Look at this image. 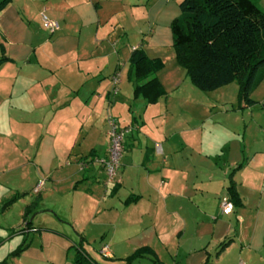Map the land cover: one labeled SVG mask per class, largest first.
Segmentation results:
<instances>
[{
  "label": "crops",
  "instance_id": "crops-1",
  "mask_svg": "<svg viewBox=\"0 0 264 264\" xmlns=\"http://www.w3.org/2000/svg\"><path fill=\"white\" fill-rule=\"evenodd\" d=\"M181 2L12 0L0 12V262L25 243L10 264H73L80 247L99 264L140 250L130 264H264V81L251 106L237 82L195 87L173 46ZM137 48L164 63L154 104L134 95ZM110 117L129 129L112 182ZM231 181L242 205L225 215Z\"/></svg>",
  "mask_w": 264,
  "mask_h": 264
},
{
  "label": "trees",
  "instance_id": "trees-1",
  "mask_svg": "<svg viewBox=\"0 0 264 264\" xmlns=\"http://www.w3.org/2000/svg\"><path fill=\"white\" fill-rule=\"evenodd\" d=\"M11 1L2 0L0 12ZM180 9L181 15L171 25L173 46L178 63L194 86L210 92L237 82L240 102L255 104L251 96L264 81V9L260 0H182ZM130 66L135 98L156 103L165 93L158 78L163 61L150 59L143 48H137L131 54ZM228 195L235 207L242 205L233 181ZM228 244L224 242L220 249ZM26 246L20 245L0 264H10ZM145 251H138L125 263L142 258ZM72 252L73 264H99L82 247Z\"/></svg>",
  "mask_w": 264,
  "mask_h": 264
},
{
  "label": "built area",
  "instance_id": "built-area-1",
  "mask_svg": "<svg viewBox=\"0 0 264 264\" xmlns=\"http://www.w3.org/2000/svg\"><path fill=\"white\" fill-rule=\"evenodd\" d=\"M43 27L51 34H55L60 30V25L57 21L50 19L48 16L43 15L42 17ZM108 123V136H109V147L107 150L106 157L101 161L108 179L110 182L114 181L117 176V172L121 166V160L125 152V141L129 129L121 127L119 122L110 117ZM44 183L41 182L35 189V193H39ZM221 210L225 215H230L235 210L234 203L228 196L221 199ZM103 253L108 255L107 248L103 249ZM247 264V263H240Z\"/></svg>",
  "mask_w": 264,
  "mask_h": 264
},
{
  "label": "rangeland",
  "instance_id": "rangeland-1",
  "mask_svg": "<svg viewBox=\"0 0 264 264\" xmlns=\"http://www.w3.org/2000/svg\"><path fill=\"white\" fill-rule=\"evenodd\" d=\"M1 1H2V0H0V2H1ZM6 202H7V201H6ZM6 202H5V204H6ZM5 204H2L1 207L3 208ZM1 207H0V208H1ZM22 242H23V241H22ZM14 248H16V247H14ZM13 250H14V249H13ZM71 254H73V252H72Z\"/></svg>",
  "mask_w": 264,
  "mask_h": 264
}]
</instances>
